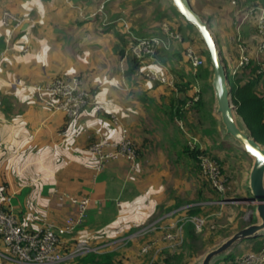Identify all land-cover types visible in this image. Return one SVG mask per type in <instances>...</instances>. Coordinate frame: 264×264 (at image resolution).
I'll use <instances>...</instances> for the list:
<instances>
[{
	"label": "crops",
	"instance_id": "crops-1",
	"mask_svg": "<svg viewBox=\"0 0 264 264\" xmlns=\"http://www.w3.org/2000/svg\"><path fill=\"white\" fill-rule=\"evenodd\" d=\"M54 1L0 0V95L3 100L0 108V188L5 195L11 196V207L20 221L34 230L42 225L45 217L61 223L67 216L76 214L77 204L66 197L62 198L60 194L64 192L77 197L90 195L99 198L100 205H92L87 217L91 221L99 220L101 225L105 223L102 227L106 230L103 229L102 234L107 235L126 233L119 231L120 227L129 232L152 221L166 219L169 212L177 213L189 205H201L204 210L208 208L207 203L213 200L209 197L212 190L207 186L201 188L203 192L200 194L196 175L187 173L175 176L167 169L166 163L169 148L177 147L182 136L192 145L199 142V133L193 128L198 114L197 106L193 109L186 107L190 103L195 105L192 100H197L200 94H195L194 99H187L185 103L181 100L194 92H200L196 87L200 81L203 85L205 80L188 75L175 80L173 76L176 85L171 87V93L164 94L166 84L147 78L142 65L135 72L129 73L127 48L119 50L118 46H114L113 49L105 43V39L112 38V33L108 31L104 32L105 35L99 29L87 31V28L92 27L91 24H96L97 28L103 24L99 16H78L81 26L76 31L65 29V25H71L69 22L63 23V29L55 27L47 33V29L41 25L50 13L41 11L40 5L49 7ZM65 1L78 13L77 5L72 0ZM74 2L79 3L77 0ZM85 3L82 5L89 9L96 7L99 2L85 0ZM6 9L31 18L18 28L4 25L2 13ZM74 14L76 18L79 15ZM50 18L53 19L52 23L61 26L60 21L65 22L68 17L58 13ZM112 20H117V17ZM114 23L107 21L108 26L105 28L111 30L110 26ZM143 32L146 34V30H136L133 34L142 36ZM214 33L218 35L216 31ZM240 35L241 38L244 36L251 51V59L261 62L263 59L259 57L255 37L248 38L243 31ZM186 45V42L181 43L180 47ZM25 47L28 49L24 50ZM181 48H177L178 51L161 48L162 54L171 52L173 55L172 60L167 62L168 65L172 63V75L184 72L177 67L182 61L185 64L184 58L174 60L176 53L183 51ZM226 49L230 55L231 45L227 44ZM113 50L118 57L114 56ZM157 57L162 61L159 55ZM186 64V73L195 74L196 70L188 62ZM172 67L178 72L172 70ZM74 73L82 74L86 87L96 89L91 102L78 117H69L64 111L55 110L38 100L33 87L35 83L55 76L68 77ZM209 78L212 82V77ZM188 81H191L192 87L187 92L180 91L177 83ZM172 105H175L174 109L178 105L182 109V113L176 114L174 118L169 113L173 109ZM142 106L144 113L153 112L152 106L157 107L159 113H153V117L159 125L167 127V121L170 124L179 123L176 130L180 136L174 134L164 143L160 136L154 139L147 136V129L141 128L144 124L148 125L149 120H137L138 109ZM160 113L167 114V121L160 120ZM113 114L118 115V123L113 119ZM181 120L182 125L179 122ZM155 125L152 123L153 133ZM124 127L128 128L137 144L139 167L132 169L129 160L119 158L96 173L90 143L99 138L118 140ZM158 144L161 148L156 152ZM163 147L166 153L162 151ZM194 186H197L196 195ZM55 189L58 192L53 193ZM80 232L84 233V229H80ZM261 238H264V234L259 235V238L251 237L248 241L240 240L230 250L245 247ZM5 252V247L0 244V263L9 261L16 264L7 258Z\"/></svg>",
	"mask_w": 264,
	"mask_h": 264
},
{
	"label": "rangeland",
	"instance_id": "rangeland-1",
	"mask_svg": "<svg viewBox=\"0 0 264 264\" xmlns=\"http://www.w3.org/2000/svg\"><path fill=\"white\" fill-rule=\"evenodd\" d=\"M72 1L74 5H77L76 8L78 13L76 9L65 0H55L53 4H50L49 7H47L48 5H44L43 7L40 5L41 11L43 10L45 13L49 11L50 13V15L46 17V20L44 19L45 23H42L43 25H41L47 29V33L55 27L63 29V23L68 24L69 22L71 25H65V29L76 31V29L80 28L81 26V23L77 20L78 16L85 17V12L96 9L99 6V3L101 4L103 1L106 2V0H97L99 3L96 4V7L85 9L83 6L86 4L85 0H77L79 2H76L77 4H75L74 0ZM190 1L193 7L198 12H200L204 18L208 19L213 31H216L218 34L216 35L217 43L222 50V54L225 57L227 67L229 68L232 77L234 79L240 78L241 82L244 83L252 77L257 76V72L254 74L251 70H245L244 66H238V62L241 57V47L247 46L244 41V36V39L241 38L240 33L243 31V33L248 38L255 37L254 39L256 42L258 41V43L264 38L259 26L256 24L255 19L254 21H250L253 18L250 17V15L247 16L253 7L259 6L264 8V0ZM172 4L173 3L171 0H108L105 3L103 12L97 15L103 22V24L100 25L101 27L98 25L99 28H97L96 24H91L92 27L87 28V31L99 29L102 35H105L104 32L106 31L112 33V38L109 40L105 39L104 42L110 44L113 49L114 46H118L119 50L120 48H127L126 52L128 53V58H131L134 57L130 50L132 43L130 38L133 31L146 30V33L147 31L159 32V25H166L170 31L180 33L182 37V39L178 41L171 39L168 48L173 51H178L177 48H181V43L186 42L187 45L193 43L192 45H194L197 50L203 56H205L206 59L205 64L201 65L200 67L203 69L208 68L209 73H211L210 71H212V67L208 62V50L202 37L195 26L190 25L183 15H181ZM80 11H82V13ZM58 13L68 17L65 22L60 21L59 24L61 26L52 23L51 21L53 19L50 18ZM74 13L79 14L77 15V18ZM119 16H122L127 20L128 24L130 25V29L127 30L122 21L119 20H116L113 26H110L111 30L105 28L108 26L107 21L112 20L115 17L118 18ZM109 17L112 18L109 19ZM97 20L100 21L99 18ZM51 23L54 24V26L51 25ZM163 39L167 40V37H163ZM127 41H129V43H126ZM227 44L231 45L232 49L230 55L234 57H230V55H228V49H226ZM185 47L181 48L183 50L181 52V59L184 58L183 52ZM233 48L236 50V54L234 53L235 51ZM113 54L114 56L118 57L115 50H113ZM246 54L251 57L250 50L249 53L246 52ZM259 55L260 59H264V52ZM259 57L257 56V58ZM178 59L179 56H175L174 60L176 61ZM184 62L185 64L182 61L181 65L177 66L180 67V70L184 71L181 73V75L179 73L173 72L175 80L177 77L181 78L182 74L185 76L187 75L186 70L188 65L186 64L187 61L185 58ZM166 65L171 67L172 63L169 62V65L167 63ZM79 75L83 78L82 74ZM207 79H209L208 81H211V78L208 77ZM156 82L166 84L160 81ZM201 83L202 81H200V84H198L196 87L197 91H202L200 96L197 97H199L198 101L203 98L205 103L197 106L198 114L196 116V123L193 124V128L199 133V142L196 141L198 143L191 145V143L187 141V138L182 136L177 147L169 148L171 154L168 153V156H166V163L167 169H169V171H171L175 176L179 174L187 175V173H192L194 176L196 175L199 180V193L201 194L203 192V189L201 188L209 187L212 190V194H209V197H212L213 200L207 203L209 207L205 208V210L201 205H189L184 207L181 211H177V213L169 212L166 219L152 221L144 227L136 229L134 228L129 232L120 227L119 231L126 232L121 234H102V230L104 229L102 225L105 223L101 225L99 220L91 221V219L87 217V220H85L84 224L77 229V236L80 234V239H84L87 245L93 249L103 248L114 249L118 251L119 254L117 255V264H167L164 262L162 256L164 255L166 257V252L168 251H182V244L186 241L185 225L189 221V217L195 215L203 218V223L201 225L202 227L200 229L195 228L194 234L197 235V238L194 239L195 246L193 247V250L189 251V248L188 250L183 249L185 257L181 264H200L208 250L219 245L234 232L244 228L251 222H254V220H257V216L255 215V203L251 200V194L250 190H248L247 184L249 181L251 158L238 141L226 134L221 122L220 113L217 111L216 99L214 98L213 94L210 93V88L202 89ZM164 86V94L172 92L171 86H167V84ZM257 90L261 96H264V76L258 81ZM190 104L189 106L187 105V109L190 107L193 109L194 105L191 104L190 106ZM143 106L139 107L138 109L139 114H137V120H149L150 123L148 125L144 124L145 126L141 128L142 130L147 129V131H145L147 136L149 135L151 139H154L155 136H160L163 143L165 142L164 140L169 141L172 138V135L174 136V134H177L178 137L180 136L176 130V128H178L177 125L180 126L179 123L176 124L175 122H172L170 124V122L167 121V114L160 113L162 115L160 120L163 121V119H165V121L168 123V126L164 127L163 124L159 125L158 120L153 117V113H159V110L156 111L157 107L152 106L153 112L144 113ZM166 109H168V107ZM179 122L181 125L183 124L182 120ZM152 123L156 124L154 127V133ZM215 128H217L216 131L214 130ZM205 129L207 131H205ZM157 146L159 147H157L156 152H158L161 148L159 144ZM198 149L200 151L199 160L196 159L191 152L192 150L197 151ZM162 151L166 153L164 147ZM204 156H210L214 160L218 166L219 177H223L227 180L223 190H220L213 185L209 173L206 172V169L201 162V159ZM187 181L189 182V180ZM171 184L172 183H169V185ZM196 188L197 186H194V191H197ZM196 191L194 192L195 195ZM194 199H196V197H194ZM190 206H200L201 212H199V214H189L188 207ZM103 216L104 215L100 217V220H102ZM182 224V239L180 241L170 242V240L166 238V235L168 233H178L180 227L179 225ZM87 228L90 229L87 230ZM80 229H84V233L80 232ZM88 231H90V233ZM256 238H259V235ZM261 239L262 240H260L261 243L259 245L261 250L259 251V254L257 251L259 243H255L259 240H256L245 247H235L234 250H231L236 255L234 260L237 259L236 263L234 264H261V262L264 261V238ZM242 240L248 241L249 238ZM145 247H148L146 251L144 250ZM249 253H256L259 258L252 260L250 263L244 262V256ZM75 256H77V254L70 255L68 258L57 264H71V261ZM215 260L216 258L214 261ZM5 264L12 263L8 261L5 262Z\"/></svg>",
	"mask_w": 264,
	"mask_h": 264
},
{
	"label": "built area",
	"instance_id": "built-area-1",
	"mask_svg": "<svg viewBox=\"0 0 264 264\" xmlns=\"http://www.w3.org/2000/svg\"><path fill=\"white\" fill-rule=\"evenodd\" d=\"M108 0H106L107 2ZM105 1L99 3V6L89 12H85V17H96L103 12ZM82 13V11H80ZM252 17L250 21H256L262 35L264 36V8L256 6L251 8L247 16ZM30 16L18 15L6 9L2 13V22L4 25H12L13 28L21 27L25 22L30 20ZM117 20L122 21L123 25L130 29L127 20L119 16ZM116 22L110 20L108 23ZM132 33V32H131ZM163 37H167L163 39ZM132 41L130 50L142 65L144 75L152 81H160L174 87L175 80L172 75L171 68L158 59L156 53L158 49L168 48L170 41L181 40V34L170 31L168 27L161 26L159 32L146 34L144 36L134 35L130 38ZM28 49L25 47L24 50ZM259 54L264 52V38L258 43ZM249 49L247 46L241 47V57L238 66L243 67L250 63L251 57L247 54ZM185 60L197 70L201 65L205 64V56H203L194 45H188L184 49ZM2 59V58H1ZM0 59V64H1ZM264 67V64L263 66ZM166 69V71H165ZM36 90L38 100L55 109L64 111L69 117H78L85 107L91 102L93 92L84 84V79L79 74H72L68 77L55 76L47 81L38 82L33 85ZM198 99V97H196ZM3 104L0 95V107ZM115 122H119L118 115L113 114ZM192 145V143H191ZM90 151L95 157L96 173H100L111 161L126 158L131 162V168L139 167V151L135 140L130 134L128 128L124 127L122 136L118 140L99 138L92 141L89 145ZM206 172L209 173L210 179L214 186L223 190L227 180L219 177L218 166L210 156H204L201 159ZM218 175V176H217ZM58 192V189L53 191ZM62 198L66 197L77 204L76 214L67 216L61 223H55L45 217L44 222L37 229H30L24 225L18 215L11 207V196H2L0 192V244L6 249V256L16 264H57L73 254H81L91 250H99L100 248H91L84 239L77 236V229L84 224L90 207L92 205H100L99 198L83 195L77 197L66 192L61 193ZM196 229H200L203 218L197 215L189 217ZM176 234L168 233L166 238L172 241H180L182 239L181 229ZM70 242L73 243V250L65 252L64 248ZM148 247H145L146 251ZM260 252L258 251V254ZM259 256L256 253H249L244 256V262L250 263ZM264 264V261L261 262Z\"/></svg>",
	"mask_w": 264,
	"mask_h": 264
},
{
	"label": "water",
	"instance_id": "water-1",
	"mask_svg": "<svg viewBox=\"0 0 264 264\" xmlns=\"http://www.w3.org/2000/svg\"><path fill=\"white\" fill-rule=\"evenodd\" d=\"M171 1L178 11L196 27L207 47L212 65V85L217 111L220 113L226 134L238 141L251 158L248 185L251 200L255 203L257 220L208 250L200 264H212L217 256L232 249L240 240L264 234V144L251 135L236 105L232 102L227 67L210 22L193 7L190 0Z\"/></svg>",
	"mask_w": 264,
	"mask_h": 264
},
{
	"label": "trees",
	"instance_id": "trees-1",
	"mask_svg": "<svg viewBox=\"0 0 264 264\" xmlns=\"http://www.w3.org/2000/svg\"><path fill=\"white\" fill-rule=\"evenodd\" d=\"M172 5H173V7H175L174 4H172ZM177 11H178V9H177ZM187 22L190 25L194 26L188 20H187ZM160 28H161V25H159L158 29H160ZM153 32L154 31H152V32L147 31L146 34L147 35L152 34ZM143 34H144V32L142 33V36L146 35V34H144V35ZM160 51H161V48L158 49L156 55L157 56L159 55V57L161 58L162 61L167 63L168 61L172 60L173 55L171 52H167V54H162ZM122 53H124V50H122ZM176 55H178L179 58H182L181 53L178 52V53H176ZM222 56H223V54H222ZM223 60H224V63L226 64V60H225L224 56H223ZM208 62L211 65L209 52H208ZM129 63H130L129 73L135 72L136 70L139 69V67L141 65V62L135 57L129 58ZM263 64H264V59L261 60V62L256 61L254 59H251L250 63L245 65L244 68L245 69L250 68L254 74L257 72L258 75L255 77H252L251 79L245 81L244 83L241 82L240 78L234 79L232 77V74L229 71V68L227 67V64H226V67H227V72H228V76H229V80H230L232 102L236 105L237 111H238L239 115L241 116V118L243 119V121H244L247 129L250 131L251 135L254 136L258 141H260L261 143L264 144V96H261L257 90L258 81L260 80L261 77L264 76V67H262ZM204 66H206V65H204ZM172 70H174L173 67H172ZM174 71L178 72V70H176V69ZM210 72H212V71H210ZM187 75L189 77H194V78L195 77L203 78L205 81L203 82L202 87L203 88L210 87L211 93L214 96L212 82L208 81V79H207L210 76L212 77V74L209 73L208 68L203 69V68L199 67L196 70L195 74L190 72ZM177 85H178L179 90L182 92H187V90L192 87L191 81H188V82L183 83V84L177 83ZM87 88H89L92 92H94L96 90L95 88L92 89L91 87H87ZM197 93L201 94V91L200 92H194V94H191L188 97L186 96V98H183V100H181L182 103H185L187 101V99H191V100L194 99V97H195L194 95ZM192 101H194V103H195V105L193 107H196L198 105L205 103L203 98L200 99L199 101H198V99L192 100ZM174 107H175V105H172L171 108H173V109L171 110V112H169L171 114V118H174L176 114L180 115L182 113L181 112L182 111L181 106L178 105V107L176 109H174ZM214 130L216 131L217 128H215ZM191 152L195 156V158L199 160V153H200L199 149L197 151L192 150ZM0 192H1L2 196H5L4 191H2V188H0ZM188 210H189L188 211L189 214H199V212H201L200 206H190ZM194 233H195V226L189 220L187 222V224L185 225V238H186L185 240L186 241L183 242V244H182V249H181L182 251H180V252H174V251L166 252V257L164 255L162 256L164 262H166L167 264H181L182 260L185 257L183 249L188 250V248H189V251H191V250H193V247L195 246L194 239L197 238L196 237L197 235ZM256 243L257 244L259 243L257 251H260L261 247H259V245H260L261 241L260 240L256 241ZM72 246H73V243L70 242L64 248V251L69 252L71 250ZM118 254H119L118 251H116L114 249L100 248L99 250H91V251L81 253V254L75 256L74 259H72L71 264H117V260H118L117 255ZM235 258H236V255L233 253V251L230 250V251L223 253L222 255H219V257L217 256L216 260L213 262V264H234L237 261V259L234 260Z\"/></svg>",
	"mask_w": 264,
	"mask_h": 264
}]
</instances>
